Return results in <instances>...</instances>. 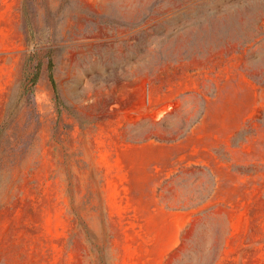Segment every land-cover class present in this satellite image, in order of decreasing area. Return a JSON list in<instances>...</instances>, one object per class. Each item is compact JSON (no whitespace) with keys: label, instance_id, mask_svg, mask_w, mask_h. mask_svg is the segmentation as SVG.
Segmentation results:
<instances>
[{"label":"rangeland","instance_id":"374dc122","mask_svg":"<svg viewBox=\"0 0 264 264\" xmlns=\"http://www.w3.org/2000/svg\"><path fill=\"white\" fill-rule=\"evenodd\" d=\"M0 264H264V0H0Z\"/></svg>","mask_w":264,"mask_h":264},{"label":"trees","instance_id":"16d2710c","mask_svg":"<svg viewBox=\"0 0 264 264\" xmlns=\"http://www.w3.org/2000/svg\"><path fill=\"white\" fill-rule=\"evenodd\" d=\"M52 69H53V60L51 57H49L47 60L48 77H49L50 83L52 85V88L54 89L56 99H57L58 96H57L56 82H55V78H54V74H53ZM37 70H38V68H37ZM32 84H34V81Z\"/></svg>","mask_w":264,"mask_h":264}]
</instances>
